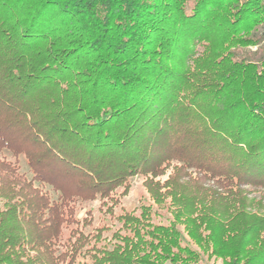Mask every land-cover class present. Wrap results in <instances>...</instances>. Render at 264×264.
Segmentation results:
<instances>
[{"label":"trees","instance_id":"1","mask_svg":"<svg viewBox=\"0 0 264 264\" xmlns=\"http://www.w3.org/2000/svg\"><path fill=\"white\" fill-rule=\"evenodd\" d=\"M210 261L264 264V0H0V264Z\"/></svg>","mask_w":264,"mask_h":264},{"label":"rangeland","instance_id":"2","mask_svg":"<svg viewBox=\"0 0 264 264\" xmlns=\"http://www.w3.org/2000/svg\"><path fill=\"white\" fill-rule=\"evenodd\" d=\"M255 49L256 48H251L250 50H255ZM22 165H23V169L25 170L26 165L23 160H22ZM167 176L168 174L166 176H163L161 179L165 180ZM129 183H130L129 190L125 192V195H122L120 199V204L117 206L118 207L117 213L120 212V208H124L127 211H132L140 207L141 204L149 203V199L146 196L147 195L146 190L143 186V178L137 176L133 177L130 179ZM209 186H212V182L205 183V187H209ZM123 191H124L123 188H120L118 192L121 193ZM87 211H91L92 215L98 221V219L102 215L100 212V202L98 200L84 202L83 204H81L80 208L77 211V217L79 219H82L86 215ZM208 264H215V263L213 261H210ZM216 264H222V262L218 261L216 262Z\"/></svg>","mask_w":264,"mask_h":264}]
</instances>
